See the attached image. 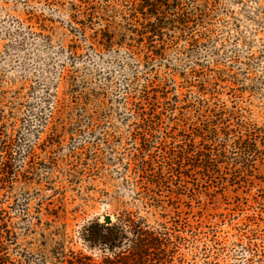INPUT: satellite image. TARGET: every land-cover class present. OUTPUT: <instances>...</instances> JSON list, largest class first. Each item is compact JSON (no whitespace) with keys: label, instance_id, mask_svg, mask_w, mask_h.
<instances>
[{"label":"rangeland","instance_id":"374dc122","mask_svg":"<svg viewBox=\"0 0 264 264\" xmlns=\"http://www.w3.org/2000/svg\"><path fill=\"white\" fill-rule=\"evenodd\" d=\"M140 1L0 0V116H4L0 131L15 127L28 134L30 145H36L34 158L26 160L32 161V167L26 166L16 188L8 192L0 188V199L6 202L0 208L10 214L8 219L20 232L39 216L37 209L49 203L67 210L72 235L91 220L105 223V217L110 216L116 222L125 210L146 217L152 227L161 223L173 226V203L166 210L145 208L139 201L141 185L138 190L134 186L136 145L132 133L136 125L127 117L123 102L130 100L132 108V97L140 95L147 78L175 74L178 86H189L186 80L193 70L211 77L226 70L229 81L218 88L221 96L264 114V0H195L196 7L209 2L208 18L184 33L166 32L167 56L157 60L153 71L141 66L144 51L139 40L144 19L141 14L130 17L134 4ZM183 1L191 10L189 0ZM88 8L93 18L86 22ZM82 25L86 26L84 33ZM108 31L114 33V46L97 55L91 45L101 50L105 43L102 34ZM169 36L176 45L170 43ZM192 37L205 45L193 48ZM154 40L159 47L161 41L158 37ZM233 81L236 90L231 89ZM244 88L243 94L240 90ZM87 99L90 102L85 105ZM89 115L97 124L95 136L87 133ZM75 130L78 135L71 139ZM53 132L61 139L60 146L46 143L53 139ZM80 146L85 147L84 153H71ZM80 153L92 159H87L90 169L86 171L79 162ZM95 159L98 166L91 168ZM167 196L163 192L162 200L167 201ZM14 198L20 205L9 208ZM181 200L186 209L190 200ZM252 205L239 207L235 199L211 205L201 223V209L193 201L182 219L185 230L180 234L183 239L176 264H236L231 248L247 228L243 222H248L247 213L254 212ZM198 224L201 228L195 230ZM191 231L196 232L191 235ZM75 242V248L82 249L77 238Z\"/></svg>","mask_w":264,"mask_h":264},{"label":"trees","instance_id":"16d2710c","mask_svg":"<svg viewBox=\"0 0 264 264\" xmlns=\"http://www.w3.org/2000/svg\"><path fill=\"white\" fill-rule=\"evenodd\" d=\"M189 3L191 10L186 9L183 0H141L134 4L130 17L135 19L141 14L144 19L139 40L144 51L141 66L153 71L157 60L166 59V32L184 33L191 26L205 23L209 2L197 7L195 0ZM89 9L85 12L86 22L93 18L87 13ZM85 29L82 25L80 30L84 33ZM102 37L105 43L101 44V50L91 45L100 56L115 43L114 33L110 31L104 32ZM156 37L161 41L159 47L154 45ZM168 39L176 45L173 37ZM146 40L148 42L144 43ZM201 44L205 45L192 37L190 45L193 48ZM71 59L74 60V56ZM164 67L170 69L167 64ZM202 74L193 70L188 78L191 80H186L190 85L178 86L175 74L166 78L159 73L153 79L147 78L140 95L132 97L135 99L130 104L132 108H129L130 100L123 102L127 117L136 125L132 139L136 145L134 175L137 182L133 185L136 190L141 185L139 201L145 208L164 210L173 203L176 216L172 227L166 223L152 227L146 217L125 210L110 225L99 219L91 220L72 235L67 210L49 203L37 209L39 216L33 217L36 220L23 233L8 219L10 214L0 208V264H176V253L180 252L183 239L180 234L185 230L182 219L189 214L187 209L192 207V202L199 204L202 219L199 221L204 223L211 205L229 203L231 199H235L239 207H247L252 202L254 211L247 213L245 220L248 222H243L247 228L233 242L232 257L236 264H264V114L242 106L236 99L221 96L223 92L218 88L229 81L226 70H221L216 77ZM236 85L233 81L230 88L236 90ZM246 89L240 91L244 94ZM88 102L90 99L84 104ZM82 110L86 114V109ZM87 119V133L95 136V118L89 115ZM3 121L4 116H0V122ZM76 134L75 130L71 139ZM27 135L15 127L0 131V188L7 192L16 188L19 176L27 172L26 166L32 167V161L26 160L34 158L36 145L29 144ZM61 142L55 132L53 139H46L53 147L57 143L60 146ZM84 150L85 147L80 146L71 153ZM83 153L78 159L86 171L90 169L87 159H92L89 155L85 159ZM21 159L23 162L19 163ZM95 166H98V159L92 162L91 168ZM163 192L168 195L167 201L162 200ZM182 197L190 200L186 209ZM5 203L0 199V204ZM23 203L28 215V199ZM19 205V199L14 198L9 208ZM200 228L198 224L194 229ZM195 232L191 231V235ZM75 238L82 249L75 248ZM96 253L99 254L97 258L94 257Z\"/></svg>","mask_w":264,"mask_h":264},{"label":"water","instance_id":"95a60500","mask_svg":"<svg viewBox=\"0 0 264 264\" xmlns=\"http://www.w3.org/2000/svg\"><path fill=\"white\" fill-rule=\"evenodd\" d=\"M104 221L107 225H110L112 223V218L110 216H106Z\"/></svg>","mask_w":264,"mask_h":264}]
</instances>
